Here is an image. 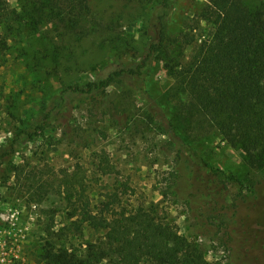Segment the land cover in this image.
<instances>
[{"label": "rangeland", "instance_id": "obj_1", "mask_svg": "<svg viewBox=\"0 0 264 264\" xmlns=\"http://www.w3.org/2000/svg\"><path fill=\"white\" fill-rule=\"evenodd\" d=\"M242 1L253 8L259 0ZM158 3L89 0L77 30L44 20L34 30L19 29L0 60V148L66 85L83 87L106 66L137 59ZM209 5L210 0H175L167 27L171 70L163 68L164 54L158 55L144 78L116 79L87 102L69 100L0 166V214L18 209L29 227L23 264H45L40 252L47 241L86 249V241L99 237L79 230L88 213L116 218L137 209L199 245L202 264H264V168H251L212 123L187 111L181 69L214 31L203 17ZM149 112L166 118L156 122ZM169 118L200 157L242 184L183 164L168 133ZM194 177L218 183L223 209L209 217L198 214L189 195ZM228 227L232 241L223 243Z\"/></svg>", "mask_w": 264, "mask_h": 264}, {"label": "trees", "instance_id": "obj_2", "mask_svg": "<svg viewBox=\"0 0 264 264\" xmlns=\"http://www.w3.org/2000/svg\"><path fill=\"white\" fill-rule=\"evenodd\" d=\"M88 2L16 0L11 6L7 0H0V60L6 52L4 50L8 49V41L19 34V29L34 30L44 20L55 26L62 24L77 30L78 18L87 9ZM174 2L159 0L152 17L153 30L137 59L106 66L103 73L83 87L66 85L44 101L37 114L17 132L14 141L0 148V166L5 168L17 147L52 122L69 100L87 102L104 92L116 79L144 78L158 55L164 54L163 68L171 70L174 57L167 54L166 46L168 18ZM203 17L212 23L214 31L202 41L198 52L181 69L185 73L187 111L196 110L204 123H212L227 144L243 152L251 168H264V0H259L253 8L242 0H210ZM149 116L159 123L166 118L154 112H149ZM167 121L170 126L168 133L177 147L176 155L183 164L242 184L235 175L227 174L200 157L190 143L175 131L172 119ZM190 188L189 195L198 214H208L209 217L211 213L223 209V197L215 180L194 177ZM87 216V223L83 224V216L80 219L79 230L99 232V237L92 242L86 241L87 247L81 252L70 249L64 241L59 246L47 241L40 252L45 264L204 263L199 245L171 232L161 221L141 209L116 218L102 211L96 215L88 213ZM262 218L261 225L264 224V213ZM228 229L223 233V243L232 241ZM220 230L222 225L217 226V231Z\"/></svg>", "mask_w": 264, "mask_h": 264}, {"label": "built area", "instance_id": "obj_3", "mask_svg": "<svg viewBox=\"0 0 264 264\" xmlns=\"http://www.w3.org/2000/svg\"><path fill=\"white\" fill-rule=\"evenodd\" d=\"M31 217H29L30 219ZM0 264H23V248L29 231L18 209L8 207L0 214Z\"/></svg>", "mask_w": 264, "mask_h": 264}]
</instances>
